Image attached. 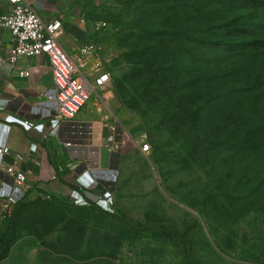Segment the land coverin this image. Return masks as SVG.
Returning a JSON list of instances; mask_svg holds the SVG:
<instances>
[{
  "label": "rangeland",
  "instance_id": "rangeland-1",
  "mask_svg": "<svg viewBox=\"0 0 264 264\" xmlns=\"http://www.w3.org/2000/svg\"><path fill=\"white\" fill-rule=\"evenodd\" d=\"M62 2L108 24L92 39L111 82L89 105L119 126L120 174L104 210L38 190L5 211L15 235L0 240V264H187L180 238L136 234L106 211L182 232L195 264H264V64L250 77L245 56L217 44L240 38L253 11L243 0Z\"/></svg>",
  "mask_w": 264,
  "mask_h": 264
},
{
  "label": "crops",
  "instance_id": "crops-1",
  "mask_svg": "<svg viewBox=\"0 0 264 264\" xmlns=\"http://www.w3.org/2000/svg\"><path fill=\"white\" fill-rule=\"evenodd\" d=\"M31 1L46 21H62L60 40L70 54L93 40L94 25L78 19L77 13L62 0ZM8 7L6 0H0V15ZM12 46L11 32L0 28V55L7 57ZM26 72L30 74L26 75ZM90 101L73 120L60 119L55 127L57 109L49 57L45 54L23 57L15 64L7 60L0 62V137L4 124L10 125L5 135L10 152L4 156L3 163L4 166L15 165L27 174L32 185L28 191L31 195L38 190L70 195L71 198L81 193L94 201L96 197H102L104 189L111 188L114 176H119L120 163L116 156L125 147V142L119 140L117 152L109 151V121L100 119L99 108L90 106ZM10 117L28 121L33 126L26 128L18 121L10 122ZM140 151L144 154L141 147ZM54 170L58 175L51 179ZM0 185L1 218L16 204L9 203L13 179L2 167Z\"/></svg>",
  "mask_w": 264,
  "mask_h": 264
},
{
  "label": "built area",
  "instance_id": "built-area-1",
  "mask_svg": "<svg viewBox=\"0 0 264 264\" xmlns=\"http://www.w3.org/2000/svg\"><path fill=\"white\" fill-rule=\"evenodd\" d=\"M8 10L0 15V28L8 29L13 37V46L7 57L0 55V62L5 60L15 64L20 58L47 55L50 60L54 80L57 121L60 119L73 120L80 110L91 100L93 95L105 88L111 82V73L106 67V58L103 45L95 40L80 45L76 52L70 54L62 45V21H46L31 0H6ZM107 22L98 21L94 24V32L101 31ZM30 72H26L29 75ZM10 122L18 121L26 128H31L33 123L10 117ZM10 125L4 124L0 137V167L13 179V186L8 195L9 203L15 204L31 188L27 174L18 170L15 165L4 166V156L10 152L5 135L9 132ZM107 146L110 152H117L120 136L119 126L115 121L107 123ZM90 129V125L88 129ZM68 145H71L69 142ZM145 155L152 151L151 144L145 142L141 145ZM54 170L51 179L57 178ZM96 179L94 178V182ZM2 186L0 185V193ZM74 201L80 204H89L85 195L79 193L74 196ZM102 203L103 197L94 199Z\"/></svg>",
  "mask_w": 264,
  "mask_h": 264
},
{
  "label": "trees",
  "instance_id": "trees-1",
  "mask_svg": "<svg viewBox=\"0 0 264 264\" xmlns=\"http://www.w3.org/2000/svg\"><path fill=\"white\" fill-rule=\"evenodd\" d=\"M244 5L247 7L248 11L251 12V14H255L257 18L252 17L250 18V25L247 27H235L234 29H238L239 31H242L241 37L236 39V41H225V42H218L217 44L220 47H229L231 51H240L243 56H245L246 59V66L244 68L245 74L254 77L256 75V72L253 70L260 69L259 65L263 61L264 64V0H243ZM230 3H236L235 1ZM254 26V27H253ZM219 41V40H216ZM263 68V66L261 67ZM254 83L249 85L250 87H254ZM30 193L27 192L20 200H18L15 204V210L18 206H20L26 199H28ZM90 206H98L97 202L90 201ZM100 208V207H99ZM104 210L103 208H100ZM13 212V215L15 214ZM111 216H113L115 219H117L120 223L125 225L127 228H129L132 232L140 235L150 234L154 232H163L169 235H172L174 237L180 238L184 243V251H185V257L187 260V264H195L193 261V254H192V248H191V242L189 238L183 234L182 232L172 229L165 225H155V226H149L144 223L138 222L129 216H127L124 213L117 214L115 212L106 211ZM13 217L9 219H5L0 222V240H8L13 241L14 240V228L12 226L13 223ZM104 259L112 260V256L106 255Z\"/></svg>",
  "mask_w": 264,
  "mask_h": 264
}]
</instances>
